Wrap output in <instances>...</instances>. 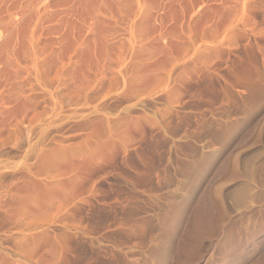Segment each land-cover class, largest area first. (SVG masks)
<instances>
[{
	"label": "rangeland",
	"instance_id": "1",
	"mask_svg": "<svg viewBox=\"0 0 264 264\" xmlns=\"http://www.w3.org/2000/svg\"><path fill=\"white\" fill-rule=\"evenodd\" d=\"M69 1L0 20V264H264V0Z\"/></svg>",
	"mask_w": 264,
	"mask_h": 264
},
{
	"label": "bare ground",
	"instance_id": "2",
	"mask_svg": "<svg viewBox=\"0 0 264 264\" xmlns=\"http://www.w3.org/2000/svg\"><path fill=\"white\" fill-rule=\"evenodd\" d=\"M69 1V0H68ZM67 0H53L50 4H49V0H0V20H1V22H5V21H7L8 19L10 20V17H11V15L13 14V12H15V13H21V14H23V15H25V17H24V19H25V21L26 22H24L23 24H24V26L23 25H21V26H23L22 27V30H21V33L22 32H26V30H28V28L31 26V25H33L34 23V17H36V16H38L37 14H39V13H41V11L43 12L44 10H46L47 8H50L51 6H53V8L56 6V7H58L59 6V8H60V6L62 5V4H67V2H68ZM86 2L87 1H91V0H85ZM133 1V0H132ZM71 1H69V3H70ZM74 2V1H73ZM53 3V4H52ZM72 3V2H71ZM52 4V5H51ZM74 3H72V5H73ZM69 5V4H68ZM75 5V4H74ZM89 5V4H88ZM50 6V7H49ZM56 7H55V10L57 11V9H56ZM69 7V6H68ZM63 8L64 7H62L61 8V10H63ZM70 9H71V7H70ZM141 9V8H140ZM145 9V8H144ZM55 10H53V12L55 11ZM148 11H149V9H148ZM61 12V11H60ZM59 12V10L57 11V13H60ZM14 13V14H15ZM56 12H54L53 14H54V17H55V14H57ZM62 13V15H63V13L64 12H61ZM60 13V14H61ZM18 14V15H19ZM43 14V13H42ZM49 14V13H48ZM53 14H51V15H53ZM138 14V13H137ZM145 14V13H144ZM144 14H142L143 16H144ZM40 15V14H39ZM59 15V14H58ZM22 16V15H21ZM45 16V15H44ZM48 16V15H47ZM47 16H45V17H47ZM13 17V16H12ZM17 18H18V16H16ZM41 17V16H40ZM39 17V18H40ZM52 17V16H51ZM54 17H53V19H54ZM8 18V19H7ZM16 18V19H17ZM38 18V17H37ZM36 18V19H37ZM44 18V17H43ZM48 18V17H47ZM58 18V17H57ZM140 18H142V17H140ZM6 19V20H5ZM13 19V18H12ZM11 19V20H12ZM49 19H51L50 17H49ZM49 19H47V21L49 20ZM3 20V21H2ZM40 20H42V19H39L38 21H39V23H40ZM45 20V19H44ZM37 21V22H38ZM51 21V20H50ZM141 21V20H140ZM36 22V23H37ZM54 22V21H53ZM16 23V22H15ZM33 23V24H32ZM42 23V22H41ZM43 23H44V21H43ZM14 24V23H13ZM47 25V24H46ZM50 25V24H49ZM20 26V25H19ZM20 26V27H21ZM51 26V25H50ZM31 28V27H30ZM50 28H52V27H49V28H46L47 30H51ZM54 28V27H53ZM52 28V29H53ZM20 30V29H19ZM54 30V29H53ZM17 34H19V32L20 31H15ZM14 32V33H15ZM51 31H49V33H50ZM20 33V34H21ZM24 33H23V35H24ZM46 33V32H45ZM47 33H48V31H47ZM20 34L18 35L19 37H20ZM12 35H14V34H12ZM1 36V35H0ZM17 36V37H18ZM16 37V36H15ZM22 37V36H21ZM21 37L18 39H15L14 38V36H12V37H10L9 39H8V41L6 42V45H8V47H6V45H5V52L3 51V50H1V52H0V63H5L4 61L6 60V58L7 57H9L8 56V54H9V51H11L12 50V52H13V54H14V52H17V47H16V45H20V43H21ZM53 38V37H52ZM49 39H51V38H49ZM5 44V43H4ZM13 45V46H12ZM12 46V47H11ZM3 47V46H2ZM3 49V48H2ZM10 49V50H9ZM3 51V52H2ZM12 52H10V53H12ZM9 55H11V54H9ZM8 59V58H7ZM5 65V64H4ZM6 66V65H5ZM4 66V67H5ZM1 69H0V71L1 70H3L4 68H2V67H0ZM1 73H2V71H1Z\"/></svg>",
	"mask_w": 264,
	"mask_h": 264
}]
</instances>
